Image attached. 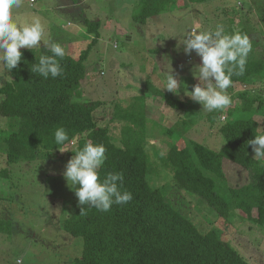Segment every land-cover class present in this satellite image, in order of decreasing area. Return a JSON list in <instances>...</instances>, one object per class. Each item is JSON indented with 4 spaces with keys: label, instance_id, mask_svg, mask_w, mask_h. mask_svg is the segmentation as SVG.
Wrapping results in <instances>:
<instances>
[{
    "label": "trees",
    "instance_id": "obj_1",
    "mask_svg": "<svg viewBox=\"0 0 264 264\" xmlns=\"http://www.w3.org/2000/svg\"><path fill=\"white\" fill-rule=\"evenodd\" d=\"M211 1L214 0H137L133 19L146 25L154 17L178 14L186 7ZM231 4L236 2L231 1ZM236 9L233 13L240 14L241 6L236 5ZM223 15L222 12L219 14V20ZM84 25L94 37L79 58L65 52L60 60L61 76L45 79L32 73L31 65L37 63L41 55H51V52L46 50V46L32 50L25 48L21 49L23 57L18 67L6 72L8 79L0 85V95L5 97L0 102V115L8 118L10 123L0 130V152L6 155L9 166L49 159L54 152L72 145H77L80 150L87 142L103 144L107 158L99 169L100 178L108 173H122L121 191L133 195L130 202L114 204L107 212L80 205L66 218L63 224L65 232L84 241L82 256L75 260V264H250L222 239L219 230L214 228L202 232L192 219L177 209L164 189L150 182V150L148 153L147 142L143 140L147 127L141 118L139 98L130 104L124 116L127 121H124L123 132L128 138L123 148L112 142L107 128L100 127L101 120L96 114L103 105L102 101H83L80 89L87 73L89 52L101 38L102 23L86 20ZM203 29L205 31L204 26ZM225 31L234 33L231 28ZM240 33L247 34V31L243 29ZM256 50L252 48L243 75L232 78L233 85L228 90L233 92L235 84L243 86V90L236 92V97L244 103L237 110L226 112L225 123L216 124L221 111L206 113L199 110L195 113L190 104L160 91L155 93L169 107L184 109L183 118L174 129L168 130L170 135H175L179 129H182L180 135L187 133L197 119L203 120L206 116L209 127H219L224 136L225 145L219 151L196 141H190L182 149L172 146L168 157H163V165L171 174V187L178 188L189 198H201L225 227L229 225L231 213L236 214L237 210L242 211L248 220L264 226V162L254 159L251 146H247V141L254 139L255 133L264 134L254 118L260 108H264L263 94L248 90L264 80V59L258 58ZM257 103L259 106L255 107ZM117 118L121 116L117 115ZM57 127H64L69 139L76 137L77 143L56 145L54 132ZM226 162L244 170L249 183L239 187L230 185ZM9 177L10 170L0 172L1 182ZM4 200L0 195L1 205ZM12 200L15 197H6L7 202ZM82 208H85L83 214ZM255 212L257 217L253 219ZM12 233V219L2 213L0 234Z\"/></svg>",
    "mask_w": 264,
    "mask_h": 264
},
{
    "label": "rangeland",
    "instance_id": "obj_2",
    "mask_svg": "<svg viewBox=\"0 0 264 264\" xmlns=\"http://www.w3.org/2000/svg\"><path fill=\"white\" fill-rule=\"evenodd\" d=\"M231 1L236 4H231ZM37 4L35 7L39 10L35 12L32 2L23 0V6L16 12L36 13L44 17L48 21L46 39L59 42L71 38L73 43L63 47L67 54L75 58H79L88 49L94 37L87 32L84 20L102 23L101 38L89 52L87 73L80 89L83 101H102L103 105L96 114L101 120L100 127L107 128L112 142L123 148L128 138L123 132L127 121L124 116L128 113L130 104L135 102L134 96L142 93L140 103L138 102L142 109L141 118L148 125L154 126L151 130L146 129V136L143 135V140L147 142V152L150 150V182L155 187L164 189L177 209L192 219L202 232L216 228L222 233V239L247 262L264 264V226L255 220H248L242 211L237 210L236 214L231 213L229 225L225 227L218 222L217 214L201 198H189L178 188L171 187V174L163 165V157H168L172 146L182 149L190 141L199 142L214 151L221 150L225 145V138L219 132V127L210 128L205 116L203 120L197 119L187 133L180 135L182 129H179L175 135H170L168 130L174 129L178 117L183 118L184 110L169 107L146 85V81L152 77L165 87V71L173 66L172 63L175 64V60L176 63L180 61L177 68L183 69L182 72L178 71L182 78L180 81L187 86L188 91H192L191 86L198 83L193 77L192 69L201 62V58L195 51L191 56L186 55L183 46L178 47L179 37L192 28L204 31L203 26L205 30H211L217 24H222L225 29L231 28L234 32L245 29L252 48L257 49L258 58L264 59V0H214L186 7L178 14L174 12L162 15V20L168 23L167 28L159 20L158 24L150 21L153 24L151 29L133 19L137 11V0H38ZM236 5L241 6L240 14L233 13L237 10ZM221 12L224 15L219 20ZM144 35L147 36L146 39ZM66 42L64 40L63 43L67 45ZM41 46H45L43 42ZM153 47H157L159 51L154 59L146 63L145 54L148 55L149 48L152 50ZM175 51L176 55L173 56ZM169 53L174 58L172 62L168 59L171 57ZM183 84L180 92L172 97L190 103ZM241 89L243 90V86L235 84L233 92L228 90L233 103L222 112L223 119H217L216 124L225 123L226 112L237 110L244 103L236 97V92ZM248 90L261 91L264 99V80L258 81L254 89ZM146 97H150V108H154L156 112L149 113V116H146L148 113L143 107ZM258 106L259 103L255 104V107ZM152 114H158V119ZM117 115L121 118H117ZM254 118L260 124V131L264 130V108H260ZM9 125V119L0 115V130ZM77 150V145H72L68 149L54 152L49 159L14 166H9L6 155L0 152V172L10 170L8 180L0 181L3 188L0 189L3 192L0 195L5 198L0 209L12 219L13 224L12 235L0 234V264H16L18 259L21 264H75V260L82 256L83 239L68 235L63 226L66 218L80 206L74 192L76 186H69L63 175L65 166ZM226 171L228 183L233 187L249 183L248 174L231 162L226 165ZM7 196L15 197V200L7 202ZM256 217L255 212L253 219Z\"/></svg>",
    "mask_w": 264,
    "mask_h": 264
},
{
    "label": "clouds",
    "instance_id": "obj_3",
    "mask_svg": "<svg viewBox=\"0 0 264 264\" xmlns=\"http://www.w3.org/2000/svg\"><path fill=\"white\" fill-rule=\"evenodd\" d=\"M23 6V0H0V66L6 72L18 67L23 53L21 49L41 48V42L51 55H41L37 63L31 65V72L45 79L61 76L63 68L60 60L65 56V48L56 41L46 39L48 21L36 13H17ZM175 38V37H174ZM179 46H183L186 55L193 51L201 62L192 69L193 77L198 81L185 95L202 105V112H223L233 103L228 89L233 85V76L243 75L252 43L249 35L240 32L226 33L222 24L214 29L197 31L195 28L186 31L179 37ZM166 90L179 91L183 82L178 81L172 67L166 69ZM5 97L0 95V102ZM221 119L223 117L221 116ZM56 145L65 142L77 143V138L69 139L64 127H57L54 132ZM251 146L254 159L264 160V134H256L247 141ZM59 148V147H58ZM62 152V151H61ZM106 148L103 144L87 142L77 150L65 166L63 173L69 186L75 185V195L81 206H91L107 212L114 204H126L133 199L128 191H121L122 173H108L103 179L99 169L106 160ZM85 208H82V214ZM16 264H21L18 259Z\"/></svg>",
    "mask_w": 264,
    "mask_h": 264
},
{
    "label": "crops",
    "instance_id": "obj_4",
    "mask_svg": "<svg viewBox=\"0 0 264 264\" xmlns=\"http://www.w3.org/2000/svg\"><path fill=\"white\" fill-rule=\"evenodd\" d=\"M36 1V0H35ZM30 3H31V0H30ZM38 0L36 1V2H34V3H32V6H33V8L35 7V5L37 6L38 4ZM38 10H39V8H37L36 9V7L34 8V11L35 12H38ZM162 15L161 16H159V17H154L152 20H149L148 22H147V24L146 25H144V26H148L147 28H149V29H151V26L153 25V24H150V21H152V22H154L155 21V23H157V21L158 22H160L161 20H162ZM160 20V21H159ZM85 21L86 20H84V23H85ZM97 22H99V21H97ZM161 23H163L165 26H166V28H167V26H168V23H167V21H161L160 22V24ZM158 24V23H157ZM69 25H70V23H69ZM154 27H156V26H154ZM157 27H158V25H157ZM63 28H66L65 26H63ZM153 28V27H152ZM150 33H152L151 31H150ZM144 38L146 39L147 38V36H145L144 35ZM53 39V38H52ZM64 40H66L67 42V45L65 44V43H63L64 42ZM57 42V41H56ZM59 43L62 45V46H68V43H73L72 41H71V38H67V39H63L62 41H59ZM71 46H73V45H71ZM115 47H116V45H115ZM149 54L147 55V54H145V61H146V63L147 62H149L148 60H152V59H154V56H156L157 55V52L159 51V49L157 48V47H153V49L152 50H150V48H149ZM169 55L171 56L170 58H168L171 62L174 60V58H173V56H175L176 55V51H175V53H174V55L172 56L170 53H169ZM166 56H168V50H166ZM159 58V57H158ZM191 59V58H190ZM174 62H175V64L174 63H172V70H174V69H176V72H173V74L176 76V78L180 81L182 78H181V74H178V71H180V72H182L183 71V69L182 68H177V66L180 64V61H178V63H176V61L174 60ZM0 74L2 75V76H0V78H4V80H0V85H4L5 84V82L7 81V79H8V76H7V73H6V71L3 69V67H2V69L0 70ZM146 80H147V77H146ZM193 80H194V82H197V81H195V79L193 78ZM146 85H147V87L149 88H151V91H152V93H154V95H156L155 93H156V91H160V92H163V93H166L167 95L169 94V93H172L171 95H174V94H176L177 92H180V90L181 89H179V91H174V92H169V91H167L166 90V86L165 87H163V86H161V84H160V82H158L157 80H154V79H152V77H150L147 81H146ZM166 85V84H165ZM182 87V86H181ZM191 88H192V86H191ZM141 96H143L142 95V93L141 94H136L135 96H134V98L135 99H137V98H139V97H141ZM156 97H158L159 99H161L163 102H165V100L163 99V98H161L159 95H156ZM175 98V97H174ZM178 100V99H177ZM156 101V100H155ZM154 101V102H155ZM182 101V100H181ZM149 102H152L151 101V99H150V97H146V102L144 103L145 104V106H143L144 107V109H146V113H148V114H146V116H149V113H153L154 112V108H150V103ZM166 103V102H165ZM186 103V102H185ZM187 104H190L191 105V107H193V110H194V112L195 113H198V112H200L199 110H203L202 108H200V106H199V103H197V102H195V101H192L191 99H190V103H187ZM182 111L184 110V109H181ZM154 113H156V112H154ZM183 114L185 115V112H183ZM156 115H158V114H156ZM156 115H153L152 114V116L154 117H156L157 119H158V117L156 116ZM145 116V115H144ZM146 116H145V118H146ZM151 116V115H150ZM159 116V115H158ZM197 117H198V115H197ZM182 119V116H180V117H178L177 118V122H176V124H174L175 126L178 124V122L180 121ZM145 127H147V129L148 128H150V130L152 129V128H154V126L152 127L151 125H148L147 123H145ZM157 128V127H156ZM2 205L0 204V207H1ZM1 216H2V211H1V209H0V218H1Z\"/></svg>",
    "mask_w": 264,
    "mask_h": 264
},
{
    "label": "built area",
    "instance_id": "obj_5",
    "mask_svg": "<svg viewBox=\"0 0 264 264\" xmlns=\"http://www.w3.org/2000/svg\"><path fill=\"white\" fill-rule=\"evenodd\" d=\"M31 2H32V3H34V2H35V0H31Z\"/></svg>",
    "mask_w": 264,
    "mask_h": 264
}]
</instances>
